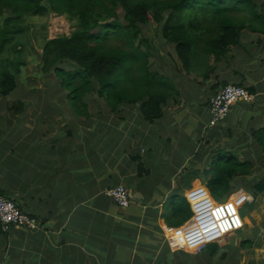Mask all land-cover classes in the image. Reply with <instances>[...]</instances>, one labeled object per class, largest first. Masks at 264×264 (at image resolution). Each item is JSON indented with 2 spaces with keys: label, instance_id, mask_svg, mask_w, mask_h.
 Listing matches in <instances>:
<instances>
[{
  "label": "crops",
  "instance_id": "0c3cea01",
  "mask_svg": "<svg viewBox=\"0 0 264 264\" xmlns=\"http://www.w3.org/2000/svg\"><path fill=\"white\" fill-rule=\"evenodd\" d=\"M179 62L187 77L178 73L175 81L172 65L160 70L180 94L154 123L138 105L113 113L95 97L87 117L79 116L60 85H52L57 95L44 93L47 81L41 88L37 82L40 95L21 96L20 86L0 97V194L39 224L0 229V264H264V37L244 33L206 82ZM225 85L253 89L257 103L237 104L212 128L210 101ZM18 102L22 113L9 110ZM218 159L251 166L232 180L227 200L245 196L240 209L253 202L244 227L198 255L175 250L168 241L175 228L166 217L176 195L193 212L180 228L205 221L208 214L195 215V199L220 203L206 184ZM121 184L132 197L127 209L107 194Z\"/></svg>",
  "mask_w": 264,
  "mask_h": 264
},
{
  "label": "trees",
  "instance_id": "16d2710c",
  "mask_svg": "<svg viewBox=\"0 0 264 264\" xmlns=\"http://www.w3.org/2000/svg\"><path fill=\"white\" fill-rule=\"evenodd\" d=\"M47 15L67 18L74 27L66 35L45 36L40 47L30 31L32 22ZM244 33L264 37V0H0V97L20 86L21 96L42 93L36 88L40 79L25 78V71H31L32 52H26L33 40L34 50L41 53L40 74L56 75L40 80L47 81L44 93L60 85L75 113L84 117L94 97L113 113L138 105L145 119L154 123L163 117L168 101L180 94L174 79L155 69L156 40L173 45L185 72L197 73V79L206 82L231 49L240 46ZM9 110L22 113L25 105L18 102ZM210 172L206 171L207 187L224 203L233 193L232 180L248 175L251 166L218 159L212 177ZM175 202L166 218L170 227L180 228L193 212L184 196L176 195Z\"/></svg>",
  "mask_w": 264,
  "mask_h": 264
},
{
  "label": "built area",
  "instance_id": "2783aa9c",
  "mask_svg": "<svg viewBox=\"0 0 264 264\" xmlns=\"http://www.w3.org/2000/svg\"><path fill=\"white\" fill-rule=\"evenodd\" d=\"M240 103L255 105L257 98L246 88L227 85L223 87L210 101V113L212 115L210 127H217L224 122L232 108ZM115 203L123 209L130 207L132 197L126 185H118L107 192ZM194 212L197 215L208 214L209 217L191 230L182 228L170 229L168 234L170 247L185 251L192 255H198L210 245L223 240L244 227V220L240 214V207L231 203L211 202L207 197L195 199ZM0 223L5 231L11 226L26 227L31 230L37 229V220L29 217L12 200L0 194Z\"/></svg>",
  "mask_w": 264,
  "mask_h": 264
},
{
  "label": "rangeland",
  "instance_id": "374dc122",
  "mask_svg": "<svg viewBox=\"0 0 264 264\" xmlns=\"http://www.w3.org/2000/svg\"><path fill=\"white\" fill-rule=\"evenodd\" d=\"M31 23V22H30ZM35 26L34 28L30 31V32H34L35 35H36V39H37V44L42 47L43 46V43H44V37L45 36H48L49 38L52 37H58V36H61V35H66L70 32V30L72 29V27H74V25L72 24L71 21H69V19L67 18H60V17H57V16H50V15H47L45 17H42L38 20H36L35 22H32ZM144 34H146L148 36L149 39H151V34L149 32V28L148 26H144ZM29 32V33H30ZM31 44L29 45L30 48H28V51L29 52H26V54H29L31 53V56L29 57V67L31 68V71H27L26 74L28 77H30L32 80L33 79H40V80H43V79H53L56 75L55 74H52L51 76H42L39 72V66H40V63L37 62V58H39L40 60V54L41 53H37L35 50H34V44L35 43L33 40H31ZM166 41L165 40H162V38L156 40V43L158 44V49L157 50H154V56H153V59L152 61L155 63V69L158 71L160 70H163L164 72V69H169V65H172V70L175 72L173 73L174 76H175V81L177 79H181L182 77H187L184 73H182V70L180 69V62L178 60V62L176 61L175 57H177L176 53L174 52V46L173 45H170L168 46L167 44H164ZM167 43V42H166ZM173 59H175L172 63L164 66V67H160L159 65H162L165 63H169L171 62ZM178 59V58H177ZM179 65V66H178ZM66 69L68 70H71V67L69 66H66ZM178 73H182V77L181 75H179ZM197 75V73H194L193 74V77ZM173 76V75H172ZM39 80V87L41 88L44 84L43 81H40ZM182 81V80H180ZM54 85V84H53ZM48 85H44V89L45 90H48ZM55 87V85H54ZM54 92H56V95L58 94V90L55 89V90H51L50 93L48 95H52ZM46 95V94H45ZM216 164H217V161H214L213 163L210 164V168L213 170V172L215 171L216 169ZM251 200L252 198L249 197ZM246 199L245 196H233L231 199H230V202L235 204L236 206L238 207H242L243 205V202L244 200ZM253 205V202L251 201H246L244 203V206L242 209H240V214L242 217H244L248 212L249 210L251 209ZM209 217V216H208ZM240 231V230H239Z\"/></svg>",
  "mask_w": 264,
  "mask_h": 264
},
{
  "label": "water",
  "instance_id": "95a60500",
  "mask_svg": "<svg viewBox=\"0 0 264 264\" xmlns=\"http://www.w3.org/2000/svg\"><path fill=\"white\" fill-rule=\"evenodd\" d=\"M250 114H251V113H247V112L243 114V120H242V123H243L244 125H246L247 121L249 120L248 116H250ZM191 174H192V173H189V174L187 175V179H188V180H190V176H191Z\"/></svg>",
  "mask_w": 264,
  "mask_h": 264
}]
</instances>
